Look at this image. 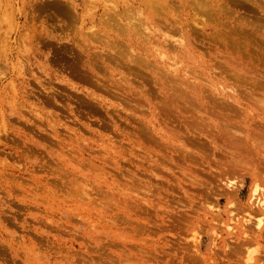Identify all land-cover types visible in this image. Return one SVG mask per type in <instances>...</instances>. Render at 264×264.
Segmentation results:
<instances>
[{
    "label": "rangeland",
    "instance_id": "1",
    "mask_svg": "<svg viewBox=\"0 0 264 264\" xmlns=\"http://www.w3.org/2000/svg\"><path fill=\"white\" fill-rule=\"evenodd\" d=\"M63 1L0 0V264H264L229 170L264 155L230 144L264 141V0Z\"/></svg>",
    "mask_w": 264,
    "mask_h": 264
},
{
    "label": "bare ground",
    "instance_id": "2",
    "mask_svg": "<svg viewBox=\"0 0 264 264\" xmlns=\"http://www.w3.org/2000/svg\"><path fill=\"white\" fill-rule=\"evenodd\" d=\"M4 1V0H3ZM48 1V0H47ZM52 1H54V0H52ZM63 1V0H62ZM66 1V0H65ZM75 1L76 0H71V4L73 5V6H76V3H75ZM85 1H87V0H85ZM203 1V0H202ZM97 2V1H96ZM101 2V1H100ZM208 2V1H207ZM7 3H8V0H7ZM53 3V2H52ZM55 3V2H54ZM62 3V2H61ZM63 3H64V1H63ZM63 3H62V5L61 6H63ZM66 4H67V1L65 2ZM64 3V4H65ZM88 3V2H87ZM90 3V2H89ZM175 3H177V4H179L180 5V3H181V0H142V5L145 7V8H147V7H150V9H152L153 7H154V5H157L156 7H157V9L159 10V9H163L162 10V12L164 11V10H166L167 8H169V7H171L172 5H174ZM50 4H51V2H50ZM65 4V5H66ZM212 4V2H209V3H206V5L207 6H205L204 4H202V6L203 7H199V10L201 11V14H203L202 12L204 11V10H206V9H211V8H209V6H212L211 5ZM49 5V4H48ZM68 5H69V2H68V4H67V7H68ZM94 5V4H93ZM50 6H53L54 7V4H52V5H50ZM56 7H57V5H55ZM59 6V5H58ZM60 6V7H61ZM71 6V5H70ZM84 6V5H83ZM90 6V5H89ZM92 6V5H91ZM153 6V7H152ZM66 7V6H65ZM152 7V8H151ZM174 7H175V5H174ZM55 8V7H54ZM59 8V7H58ZM71 8V7H70ZM72 8H74V7H72ZM90 8V7H89ZM203 8V9H202ZM65 9V8H64ZM63 9V10H64ZM68 9V8H67ZM62 10L63 12H65V11H69V10ZM71 10H73V9H71ZM76 10V9H75ZM154 10H156V9H154ZM61 11V12H62ZM108 11V10H107ZM106 10H105V12H107ZM62 12V13H63ZM69 12H72V11H69ZM104 12V13H105ZM159 12H160V10H159ZM161 12V13H162ZM65 13H68V12H65ZM73 13V12H72ZM155 13H157V10H156V12ZM210 13V11L208 12V14ZM61 14V13H60ZM69 14V13H68ZM71 14V13H70ZM69 14V15H70ZM208 14H206V15H208ZM63 15V14H62ZM73 15V14H72ZM72 15H71V17L70 16H68L67 14H65L64 16H68L71 20H72ZM107 15H109V16H107ZM106 15V17H104L103 18V20L105 21L103 24H102V26L103 27H106L107 29H103L102 30V34H97L98 36H100V38H103V37H101V36H107V37H111L112 36V39H111V41H110V39L107 41L108 42V44H110V45H114L115 46V44H116V42L117 41H119V40H117V41H115L116 40V38L114 37V34H112V32L109 30V27L111 26V24H112V22H113V19L112 18H116V17H112L111 18V16H113V15H110V14H107ZM211 14H209V16H210ZM115 16V15H114ZM126 16V15H125ZM67 17V18H68ZM107 17H109V19L107 20ZM208 16H206V18H207ZM105 18H106V20L109 22H111V24H109L106 20H105ZM117 18H118V16H117ZM116 18V19H117ZM126 18H127V16H126ZM209 18V17H208ZM210 18H211V16H210ZM111 19H112V21H111ZM82 20V19H81ZM90 20V19H89ZM115 20V19H114ZM103 22V21H102ZM115 22H116V20H115ZM114 23V22H113ZM117 23V22H116ZM117 24H119V23H117ZM117 24H113V25H117ZM120 27V26H119ZM125 27H126V23H125ZM119 30H120V32H122L121 31V29H117V32H119ZM122 30H124L125 31V29H122ZM126 32V31H125ZM93 35H96V33L95 32H92L91 34H90V36H91V38H95V37H93ZM106 38V37H105ZM105 38H103L104 40H107V38L105 39ZM95 39H97V38H95ZM102 39V40H103ZM125 41V40H124ZM117 44H119V43H117ZM127 44L128 45H130V43L129 42H127ZM110 45L108 46V47H110ZM111 47H113V46H111ZM120 55V57L122 58L123 56H121V53L119 54ZM117 57V56H116ZM120 57H117V58H120ZM248 82V81H247ZM249 84H252V83H249ZM245 85H246V83H245ZM254 87L253 88H255V91L254 92H259L257 89H264V83L262 82V81H258V80H256V81H254L253 82V84H252ZM247 86H248V84H247ZM247 88V87H246ZM247 89H249V88H247ZM253 91V89H251V92ZM254 92L253 93H250V97L253 99V101H254V99H257V98H255L254 96H253V94H254ZM246 94V93H245ZM246 96H249L248 94L246 95ZM249 97V98H250ZM247 98V97H246ZM250 98V99H251ZM256 101V100H255ZM258 105L260 104L259 102H261L259 99H258ZM263 103H264V100H263V102H261V106L263 105ZM223 105V104H222ZM264 106V105H263ZM247 129V128H246ZM235 130H237V129H234L233 131H235ZM238 130H240V129H238ZM237 130V132H239L240 133V131H238ZM241 131H245V130H241ZM225 132H227V131H225ZM228 133V132H227ZM230 133V132H229ZM228 133V134H229ZM239 133H237V134H239ZM249 134H250V132H249ZM224 135V134H223ZM240 136H241V134H239ZM238 135V136H239ZM252 135V134H251ZM255 135H256V133H255ZM232 136V135H231ZM233 138H235V139H230L231 140V142H230V144H231V146H233V148H234V150L235 151H237L238 149H239V147H242V146H247V148H241V150L240 151H247L248 150V148L249 149H251V150H257L259 147H261V148H263L264 147V141H262V139L260 138L261 136H259V137H257V138H255L254 139V137H250L249 136V138L250 139H248L247 141H245V142H243L242 141V137H237V135L235 134H233ZM226 138V137H225ZM248 138V137H247ZM229 139V138H228ZM258 139V140H257ZM225 140V139H224ZM226 140H227V138H226ZM250 140V141H249ZM246 166V167H245ZM231 168V169H230ZM236 168H240V169H243L244 168V170L245 169H248L249 168V171L247 172V174L248 175H250V177H251V179H252V181H253V183H252V189H251V195H250V197L248 198V202L247 203H249V205H248V207H247V210L245 211V208H246V206H245V208L243 207L242 209H244V217L246 216V218L244 219V222H245V225H244V228H243V230H240L239 231V235H238V238L240 239L238 242V244L239 245H241V246H245V244H251V243H254V244H256L257 246L259 245V247H256V249L253 251V250H247L246 251V253H247V255H246V259L247 260H249V259H252V261L255 263H258L260 260H263V258H264V253H260V249L262 248L261 247V244H259L260 243V239H259V237L260 236H262V235H264V196H263V194L261 193V190L262 189H264V188H262V187H264V186H262L260 183H262V184H264V155L262 154L261 155V160L260 161H253V160H249V159H244L243 158V156L242 155H238L237 156V158L235 159V161L233 162V163H231V166H229V170L230 171H232V170H235ZM223 170V169H222ZM220 171L219 173L220 174H222L223 173V171ZM227 170H228V168H227ZM225 172L226 171H224V175H225ZM227 173V172H226ZM223 175V174H222ZM230 184V185H229ZM225 185H227V187H229V192H230V196H231V198L232 199H237L239 196H238V192L236 193V191H235V186H233V185H231V183H228V182H226L225 183ZM237 187V186H236ZM252 218H254V219H252ZM252 220H254L253 222H252ZM252 227V228H251ZM235 235H237V234H235ZM243 235V236H242ZM262 239H263V241H264V236L262 237ZM261 247V248H260ZM244 248V247H243ZM242 248V249H243ZM241 250V249H240ZM245 250V249H244ZM259 251V252H258ZM233 252H235V250L233 251ZM241 252V251H240ZM253 252H258V253H260L261 255L259 256V257H255V256H252L251 257V254H253ZM261 252H263V249H262V251ZM257 253V254H258ZM236 254H238V252H236ZM259 255V254H258ZM262 257V258H261ZM260 259V260H259ZM264 261V260H263ZM262 261V262H263ZM235 264H237V263H235ZM247 264V263H246Z\"/></svg>",
    "mask_w": 264,
    "mask_h": 264
}]
</instances>
